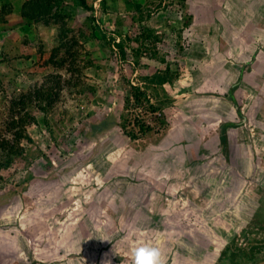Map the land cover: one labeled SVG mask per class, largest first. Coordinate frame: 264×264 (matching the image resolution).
<instances>
[{"label": "rangeland", "instance_id": "374dc122", "mask_svg": "<svg viewBox=\"0 0 264 264\" xmlns=\"http://www.w3.org/2000/svg\"><path fill=\"white\" fill-rule=\"evenodd\" d=\"M23 2L0 0L1 137L17 92L39 90L51 73L60 88L47 113L34 100L27 107L30 140L0 171V194L16 192L0 209V264H133L144 245L164 264L264 259V0H64L62 37L52 19L23 20ZM143 25L179 76L164 110L130 106L122 116L118 93L136 80L111 43ZM102 113L130 120L128 129L144 117L154 131L78 133Z\"/></svg>", "mask_w": 264, "mask_h": 264}, {"label": "trees", "instance_id": "16d2710c", "mask_svg": "<svg viewBox=\"0 0 264 264\" xmlns=\"http://www.w3.org/2000/svg\"><path fill=\"white\" fill-rule=\"evenodd\" d=\"M182 7H185L183 0ZM64 0H24L20 7V15L23 20L27 22H49L50 19L57 22V36L62 37L64 33V27L66 25L64 21V16L66 13H62L64 11ZM80 4L85 5V0H79ZM136 7H140V4H136ZM93 20L96 21L98 16L96 13L93 15ZM192 20V16L190 13L185 17L183 21V29L179 30L183 32L184 29H188ZM142 22V20H141ZM140 22V24H142ZM102 36V35H101ZM104 37V35L102 36ZM180 37V34H178ZM126 40L132 42L133 54L134 56H129L127 52V46L125 45ZM159 36L157 33L150 29L149 27L143 25L140 28L138 35L131 34L129 31L125 33V37L120 39V41L115 42L114 40L111 43V51L112 49L115 52L112 53L114 60L117 63H121L123 67L128 70V74H135L132 78H135L136 82H131L129 79L127 81L128 90L124 91L121 89L119 91V95L121 101H119L117 96V103L122 102V110L121 115H124V111L128 109L130 106L135 108H139L144 112H155L156 109L162 110L165 107L169 94L167 93L166 86H173L175 79L179 74L176 71H173L170 66V62L167 58V54L160 52L158 49ZM147 44V45H146ZM60 46V44H59ZM59 46L55 47V50H59ZM145 49L147 53H144L146 56L145 59L139 58V54H141L142 49ZM179 49H183V45L178 46ZM113 78L109 77L107 82L108 89L112 88L114 85ZM39 90L34 91H19L17 92L11 99L9 105L10 111V120L7 123L6 131L10 133L9 137H1L0 134V171L2 169H8L13 164L16 157L21 156L24 153L25 146L21 144V139L25 138L30 140L28 135L25 133L24 126L28 123L34 121V117L28 112L27 107L35 102V106L47 113L49 108L55 102L58 97V90L60 88V76L55 74H47L44 82L40 86ZM121 88V87H120ZM172 88V87H171ZM121 92V93H120ZM163 95V96H162ZM114 97V96H113ZM112 97V100L114 98ZM162 98V99H161ZM155 99L156 107L152 106L151 100ZM164 110V109H163ZM100 116V115H99ZM121 116V118H123ZM104 119H108L104 121ZM115 117L114 113H102L101 118L99 119V123L93 124L92 129H86L84 126H79V132L82 134L81 136H86V134L94 132V128L97 130L100 128H111L112 125H118L122 128L124 133H127L131 139H136L137 134H148L149 132L154 131V127L147 124L144 117L135 119V127L137 130L128 129L126 123L130 122V120H123ZM47 122L46 119H44ZM48 124V123H47ZM226 124L220 125L219 130L221 131L220 141L225 145L226 137L224 135V129ZM97 148V147H95ZM99 150V148H98ZM89 156V154H88ZM51 164V163H50ZM30 175L26 178L29 180ZM25 180V179H24ZM15 191L13 188H8V190L4 191L0 194V209L3 205L7 204L8 201L13 199L15 196ZM222 232H224L222 230ZM264 243V242H259ZM257 244L260 252L263 248V244ZM250 249L254 250V247ZM227 253L228 250L226 249ZM251 255V259L255 258V255ZM257 254V253H255ZM235 253H233L230 259L227 257L229 263H233L235 261ZM230 256V253H229ZM264 258V257H263Z\"/></svg>", "mask_w": 264, "mask_h": 264}, {"label": "clouds", "instance_id": "9594fccd", "mask_svg": "<svg viewBox=\"0 0 264 264\" xmlns=\"http://www.w3.org/2000/svg\"><path fill=\"white\" fill-rule=\"evenodd\" d=\"M133 264H164V261L162 253L157 247L144 245L134 250Z\"/></svg>", "mask_w": 264, "mask_h": 264}, {"label": "water", "instance_id": "95a60500", "mask_svg": "<svg viewBox=\"0 0 264 264\" xmlns=\"http://www.w3.org/2000/svg\"><path fill=\"white\" fill-rule=\"evenodd\" d=\"M226 125H228V124L226 123ZM253 264H264V259H261V260H259V261H256V262L253 263Z\"/></svg>", "mask_w": 264, "mask_h": 264}, {"label": "built area", "instance_id": "2783aa9c", "mask_svg": "<svg viewBox=\"0 0 264 264\" xmlns=\"http://www.w3.org/2000/svg\"><path fill=\"white\" fill-rule=\"evenodd\" d=\"M89 6V5H88Z\"/></svg>", "mask_w": 264, "mask_h": 264}, {"label": "flooded vegetation", "instance_id": "af4514ba", "mask_svg": "<svg viewBox=\"0 0 264 264\" xmlns=\"http://www.w3.org/2000/svg\"><path fill=\"white\" fill-rule=\"evenodd\" d=\"M226 124V123H225Z\"/></svg>", "mask_w": 264, "mask_h": 264}]
</instances>
